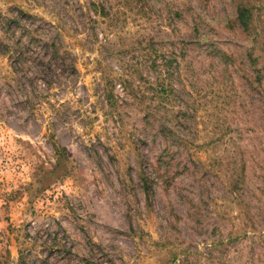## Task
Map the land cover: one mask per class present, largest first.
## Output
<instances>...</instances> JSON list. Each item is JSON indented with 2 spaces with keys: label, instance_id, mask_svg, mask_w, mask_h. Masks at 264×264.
<instances>
[{
  "label": "rangeland",
  "instance_id": "374dc122",
  "mask_svg": "<svg viewBox=\"0 0 264 264\" xmlns=\"http://www.w3.org/2000/svg\"><path fill=\"white\" fill-rule=\"evenodd\" d=\"M0 16V264H264V0ZM29 30L61 53L15 69Z\"/></svg>",
  "mask_w": 264,
  "mask_h": 264
},
{
  "label": "trees",
  "instance_id": "16d2710c",
  "mask_svg": "<svg viewBox=\"0 0 264 264\" xmlns=\"http://www.w3.org/2000/svg\"><path fill=\"white\" fill-rule=\"evenodd\" d=\"M238 14L239 22L242 23L244 26H247L251 19L250 11L247 8L242 7L239 9ZM15 21L16 20L14 18L0 16V25L5 27L7 33H11L13 35L12 39H15V33L13 32L12 27L13 23H16ZM28 37L29 38L26 42H24V40L20 37L15 41L13 40L14 45L5 44V47L7 49L5 54L7 53L6 55L10 57L11 66L15 69L18 67H23L25 65V61H27L29 57H31V55H36L37 58L45 57V55L49 53V49L50 51H54V54L56 56H58L57 54L61 53L60 51L62 47L60 45H52V48L51 45L44 41L41 36L35 34V30H29ZM36 42L39 44L37 45V48H33ZM111 107L114 106L111 104ZM53 149L56 151L57 160L59 163L66 158L65 150L58 146L55 142L53 143Z\"/></svg>",
  "mask_w": 264,
  "mask_h": 264
}]
</instances>
